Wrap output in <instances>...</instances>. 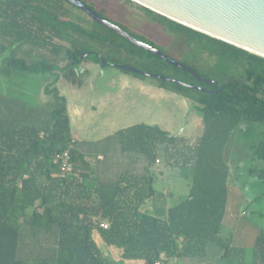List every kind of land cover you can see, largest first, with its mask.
I'll list each match as a JSON object with an SVG mask.
<instances>
[{"label":"trees","instance_id":"16d2710c","mask_svg":"<svg viewBox=\"0 0 264 264\" xmlns=\"http://www.w3.org/2000/svg\"><path fill=\"white\" fill-rule=\"evenodd\" d=\"M80 1L110 20L86 0ZM16 5L23 11L36 6L32 5V0H0V14L6 12L8 31L5 35H17L23 39L31 32L24 29L26 21H20L19 11L12 8ZM38 9L40 17L56 37H62L63 30L68 29L80 35L96 32L100 39L110 42L105 32L88 30L73 21L60 19L57 14ZM155 14L160 22L167 21L177 34L184 35L186 41L203 43L218 60L205 72L197 63L182 61L201 77L216 82L210 86L204 82L209 91L158 79V87L190 99L196 103L202 116L203 134L191 154L183 151L180 155H173V150L183 144L185 138H176L158 125L138 123L116 132L123 152L141 153L147 157L141 175L121 174L114 182L89 185L87 180L92 175L90 161L75 147L67 99L57 86L60 73L78 66L83 60L92 59L103 68L116 66L112 61L100 52L75 48L76 44L65 49L68 63L64 66L46 59L28 63L14 52L5 57L9 69L54 73L55 80L44 87V93L54 98L44 126L16 121L15 116L29 108L19 102L10 108L9 100L1 102L6 95L0 96V264H108L92 237L93 229L99 225L96 219L100 223L102 219L110 221V227L105 230L120 240L121 262L152 264L157 259L171 260L179 255V239L187 244L193 242L196 247H205L213 241L223 245L225 250L228 248L219 231L227 206L230 170L227 149L232 141L234 146L243 143L249 158L262 163V166L251 165L248 173L264 185V58ZM116 24L142 40L141 35L129 31L121 23ZM109 31L119 35L111 29ZM34 38L42 46L49 41L38 35ZM146 42L157 47L152 41ZM119 46L125 47L123 44ZM136 48L130 50L131 54L152 59L170 69L162 74L187 84L203 85L187 70L168 64L153 52ZM81 56L84 57L80 59ZM236 64L243 69L242 76L234 74ZM121 70L140 78L147 77ZM207 70L215 74L207 75ZM27 112L30 114L33 110ZM34 120L40 121L39 114ZM160 145L170 157L183 160H177L178 163L189 164L190 193L168 209L157 206L154 212H144L142 204L156 193L150 167L159 159L157 150ZM65 150L70 151L72 169L63 177L59 156ZM261 234L260 247L264 246V232Z\"/></svg>","mask_w":264,"mask_h":264},{"label":"rangeland","instance_id":"374dc122","mask_svg":"<svg viewBox=\"0 0 264 264\" xmlns=\"http://www.w3.org/2000/svg\"><path fill=\"white\" fill-rule=\"evenodd\" d=\"M86 1L96 9L104 12L112 22L121 23L129 31L141 35L143 41H152L162 52L172 55L178 61H188L191 64L197 63L200 70L204 71L206 68H212L218 60L203 43L195 40L186 41L185 36L177 34L175 30L169 27L171 25L167 21L160 22L155 13L150 12L134 1ZM32 5L36 8H30L26 11L19 9L17 7L19 5L12 6L16 11H19L20 21H26L24 29L31 32V35L23 37V39L17 38V35H5L8 31L7 19L4 17L6 12L3 11V14H0V96L6 95L1 98V102L7 99L11 102L8 103L10 108L21 103L25 108H29L27 111L33 110L30 114L25 111L20 115H16L15 119L19 123L45 125L44 121L49 117L48 114L54 105V98L44 93V87L47 83L55 80V74L25 73L9 69L5 64V57L10 55L11 52H14L17 57L25 59L28 63L46 59L51 63L64 66L68 63L65 49L73 48V44H76L75 48L79 47L86 51L100 52L114 65H129L132 68L154 74H166L170 70L152 59H141L131 54L130 50H137L136 47L138 46L123 36L110 32L107 27L96 24L86 12L65 0H32ZM4 7L6 6L4 5ZM37 7L44 9L49 14H57L60 19L73 21L88 30L95 29L97 32L102 31V34L105 32L109 36L110 42L100 39L96 32L90 35H80L68 29L63 30L62 37H56L48 24H45L47 22L40 17ZM35 35L49 40L47 45L42 46L34 38ZM121 44L125 47L121 48L119 46ZM55 46L56 48H54ZM138 48V50H144ZM88 63H94V65H92V68L85 69ZM119 71L123 72L116 66L110 65L103 68L92 59H86L78 66H72L61 72L57 84L61 94L67 101L71 105L82 106L83 114L88 116L83 127L85 132L88 131L90 141L83 142L84 139H80L82 136L79 133L80 141L76 145L77 147L81 146L83 148L82 152L91 159L93 170L98 173L97 175L109 179L121 174L128 175L140 172L144 169L147 157L141 153L123 152L116 135L118 130L133 124L158 125L176 138H185L183 144H180L177 148L173 147L171 150L176 149L173 150V155H180L183 151L191 154L192 148L203 134L201 130L205 125L196 103L176 93L164 94L154 90L159 83V78L156 77L140 78L127 73L131 78L143 80L146 85L145 91L137 89L134 84L129 87L111 85L109 74ZM233 72L235 75L242 76L243 69L236 64L233 66ZM213 74L215 73L212 70H207V75L213 76ZM38 114L40 121L34 120ZM232 134L234 137L235 132ZM262 137H264V133ZM231 143L227 149L228 161H232L238 166H240L238 163H242L241 165L244 168L242 171L248 169L251 165L262 166L260 161L249 158L246 154V148H243V143H238L239 146H234L233 141ZM157 153L160 159V162L154 164L157 178H164L161 177L159 169L162 168L163 172H166L165 168L168 165L173 168L170 176H176L177 160L179 162L183 160L174 158L175 156L170 157L162 145L158 147ZM98 154L103 155L104 159L98 158ZM233 154L234 157L232 158ZM239 170L241 169L238 168ZM161 180L159 179V182ZM173 180L167 179L165 182L167 185H171L173 190H179L180 193H176V195H174L175 192H170L165 187L157 185L161 190L166 189L167 192H165L166 199L163 200L161 205L163 208L180 202L187 192L188 187L185 186L187 183L185 178L179 179L178 183L175 182V185L172 184ZM251 187L258 190L255 185ZM171 193L174 195L172 199ZM170 199L171 201H169ZM145 204L144 208L153 212V205L159 206V201L149 200ZM262 204V213L253 214L251 209H248L246 215L242 216L241 213V220L246 221L248 224L264 226V201ZM246 222L242 223L245 224Z\"/></svg>","mask_w":264,"mask_h":264},{"label":"crops","instance_id":"0c3cea01","mask_svg":"<svg viewBox=\"0 0 264 264\" xmlns=\"http://www.w3.org/2000/svg\"><path fill=\"white\" fill-rule=\"evenodd\" d=\"M92 65H94V63H88V66L86 65L87 67L85 69L88 67L92 68ZM109 80L111 85L114 84L116 86L121 85L123 87H129L134 84L137 89L143 91L146 90V85L143 80L131 78V76L125 72L119 71L111 73L109 74ZM148 89L150 90V88ZM154 90L164 94L172 93L158 86H155ZM119 94L121 95V92ZM82 109V106L74 104L71 105L69 101H67V110L70 118L72 136L73 139H75L76 149L81 153H83V148L81 146L77 147L76 145L78 141H80V136L78 134H81L82 137L80 139H84L83 142L90 141L88 131L85 132L83 127L85 121L87 122L88 116L83 114ZM203 129L204 128L201 130L202 132ZM83 154L90 161V168L92 169V175L90 179L87 180L89 185L104 181L114 182L118 178L119 175L109 179L98 176V173L93 170L91 159L88 158L85 153ZM97 157H102L101 159H104L101 154H98ZM227 163L230 165L229 176L227 178L228 199L226 211L220 225L219 236L227 242L228 248L225 250L223 245L213 241L209 242L205 247L202 245L196 247L193 245V242L187 244L184 243L182 239H179V247L181 248L179 255L171 259L176 264H264V246L260 247L259 245V237L262 235L261 233L264 232V226L258 224H248L240 218L241 213L242 216L246 215L248 209H251V213L253 214L262 213V202L264 201V189L262 188H264V185L257 178L250 175L247 168L242 171L244 169L241 165L242 163H238L240 166L228 160ZM177 165L178 167L175 169V171H177L176 176H170V172L173 168L169 167V165L165 168L166 172H163L162 168H160V175L161 177H164L163 179L157 178L154 165L150 167V174L154 177L153 187L156 190V193L152 198L145 200L141 206L142 211L151 212L144 208L146 205L145 203L149 200L159 201V206L156 204L153 205V212L157 206L163 208L161 205L163 200L166 199V189L170 192H175L174 195H176V193H180L178 189L173 190L171 185L166 184L165 181L167 179H174L172 184L175 185V182L178 183L179 179L185 178L187 180L185 186L188 188L187 192L183 195V199L188 197L191 186V176L188 170L190 169L188 168L189 164L181 162ZM145 167L146 164L142 171L135 172L133 175H141L144 173ZM238 168L241 170L238 171ZM159 179H162L161 182H159ZM157 185L162 186L163 188L165 187L166 189L161 190ZM253 185H255L258 190L251 187ZM170 195H172V199L174 195L172 193ZM171 199L169 201H171ZM171 206H168L165 209H168ZM96 221L99 222V225L97 224V228L93 229L92 237L95 240L101 254L107 259L108 264H143L142 261L126 260L121 262L122 247L120 240L108 230L101 228L99 219H96ZM101 221H107L110 224L108 219H102ZM242 222L246 223L243 224Z\"/></svg>","mask_w":264,"mask_h":264},{"label":"water","instance_id":"95a60500","mask_svg":"<svg viewBox=\"0 0 264 264\" xmlns=\"http://www.w3.org/2000/svg\"><path fill=\"white\" fill-rule=\"evenodd\" d=\"M84 12L100 25L107 27L134 45L153 52L170 65L198 74L188 65L169 57L159 48L140 40L118 24L101 16L95 9L80 0H65ZM141 6L198 32L222 40L264 58V0H131ZM84 56H81L82 59ZM102 61L106 62L105 59ZM111 64V63H110ZM144 76L156 77L193 89L202 87L184 83L178 79L144 72L127 65H116ZM201 78V77H199ZM206 83L213 79L201 78ZM216 83V82H215Z\"/></svg>","mask_w":264,"mask_h":264},{"label":"built area","instance_id":"2783aa9c","mask_svg":"<svg viewBox=\"0 0 264 264\" xmlns=\"http://www.w3.org/2000/svg\"><path fill=\"white\" fill-rule=\"evenodd\" d=\"M60 161H61V175L63 177H66L70 174V171L72 169V159H71V154L69 150H65L64 152H62V154L59 156ZM102 158V157H99ZM160 162V159H157L158 163ZM100 227L103 229H108L110 227V224L107 221H102L100 223ZM152 264H176L174 261L169 260V259H157L155 261H153Z\"/></svg>","mask_w":264,"mask_h":264},{"label":"flooded vegetation","instance_id":"af4514ba","mask_svg":"<svg viewBox=\"0 0 264 264\" xmlns=\"http://www.w3.org/2000/svg\"><path fill=\"white\" fill-rule=\"evenodd\" d=\"M182 62V61H181ZM185 64V63H184ZM187 65V64H186ZM189 66V65H188ZM179 68V67H178ZM186 70V69H185ZM188 71V70H187ZM189 72V71H188ZM190 73V72H189ZM191 74V73H190ZM164 75V74H163ZM193 75V74H192ZM167 76V75H166ZM194 76V75H193ZM199 77H201L200 75H198ZM170 77V76H169ZM196 78H198V80L200 81V82H202L203 83V85H195V86H199V87H202L203 89H205V91H209L208 89H206V86H205V84H208L209 86H210V84L211 83H206L205 82V84H204V80L203 79H201V78H205V77H201V78H199V77H197V76H195ZM173 78V77H172ZM176 79V78H175ZM206 79H208V78H206ZM214 83V82H213ZM192 85V84H191ZM207 85V86H208ZM199 90H201V89H199ZM204 91V90H203ZM173 93V92H172Z\"/></svg>","mask_w":264,"mask_h":264}]
</instances>
